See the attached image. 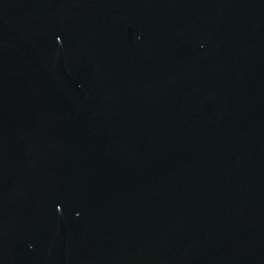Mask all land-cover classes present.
<instances>
[{"label": "water", "instance_id": "95a60500", "mask_svg": "<svg viewBox=\"0 0 264 264\" xmlns=\"http://www.w3.org/2000/svg\"><path fill=\"white\" fill-rule=\"evenodd\" d=\"M0 264H264V0H0Z\"/></svg>", "mask_w": 264, "mask_h": 264}]
</instances>
